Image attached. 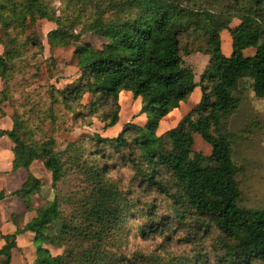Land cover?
Masks as SVG:
<instances>
[{
  "label": "trees",
  "instance_id": "trees-1",
  "mask_svg": "<svg viewBox=\"0 0 264 264\" xmlns=\"http://www.w3.org/2000/svg\"><path fill=\"white\" fill-rule=\"evenodd\" d=\"M60 1L70 5L62 8L60 17L42 0L0 1V25L17 28L27 18L30 22L35 17L46 19L57 27L48 35L50 48L74 47L80 77L62 90L51 87V104L72 113L85 95H91L89 114L97 116L98 110L108 108L98 118L104 128H112L119 118V94L129 92L140 99L139 113L146 116V122L124 125L115 138L95 135L90 141L94 149L88 153L83 145H70L78 151L72 164L82 170L90 191L67 199H48L35 211L24 230L35 233L38 243L62 249V253L52 256L38 247L34 264H163L157 252L131 256L122 252L123 238L129 235V229H122L129 213L148 221L141 237H171L175 226V233L181 231V243L194 256L173 264H205V257L214 264H264V211L238 206L239 171L225 128L238 108L235 93L242 82H249L253 95L264 100V0ZM232 21L239 23L232 28ZM224 31L231 37L228 57L221 49ZM87 33L105 43L93 48L82 40ZM10 43L16 45L13 39ZM4 48L0 104L12 100L8 80L16 60L23 59L18 47L10 49L4 43ZM248 49L254 54L245 56ZM192 54L208 57L198 83L182 59ZM197 87L201 93L198 104L176 128L158 136L160 121L186 102ZM21 118L14 113L11 131H0V137L8 136L14 144V168H28L40 161L51 174L53 188L64 174L62 154L55 151L52 139L33 146L25 142L20 136L25 124ZM195 134L211 147L210 155L193 150ZM110 159L134 171L129 192L121 191L120 176L110 177L116 169ZM40 187V181L29 175L14 194L30 206L28 196ZM133 189L140 192L135 200L129 198ZM151 195L166 198L169 214L157 218L156 208L152 213L140 207L141 198ZM64 204H68V213ZM53 226L55 232L50 231ZM13 239L5 237L7 244L0 250L6 258L3 264L9 260ZM205 242L209 243L206 251ZM201 250L204 255L199 254Z\"/></svg>",
  "mask_w": 264,
  "mask_h": 264
},
{
  "label": "rangeland",
  "instance_id": "rangeland-1",
  "mask_svg": "<svg viewBox=\"0 0 264 264\" xmlns=\"http://www.w3.org/2000/svg\"><path fill=\"white\" fill-rule=\"evenodd\" d=\"M42 1L47 4L49 11L53 12L56 17L61 16L63 7L70 6L68 1L64 5L60 0ZM1 4L3 2H0ZM69 14L70 18L73 17L74 20V16L70 12ZM6 17L8 18L9 15ZM238 23V21H232L230 26L234 28ZM1 24L0 53H4L6 50L4 43H7L10 49L13 46L18 47L23 58L16 60V66L10 73L8 80L9 96L12 99L8 102V107L12 114L21 115L22 121L25 122L20 136L32 146L40 145L50 139L54 140V149L62 154L64 161V174L60 182L53 188L50 183L49 201L63 197L67 199L73 194H83L90 191L88 190L90 186L85 183L82 170L72 164L73 158L78 155V151L76 147H70V145L73 143L83 145V150L88 153L94 149L91 148L90 141L94 140L95 135L103 138H115L122 131L124 125L128 123L145 124L146 116L139 113L140 99L133 98L129 92L119 94V118L112 128H104L103 122L98 118L103 112H108V108L98 110L97 116L89 114L90 107L88 105L93 99L91 95H85L81 105L72 113L66 112L61 105L51 104V95H49L51 87L62 90L80 77L74 47L70 45L50 48L48 35L57 27L46 19L35 17L33 22H30L27 18L24 26H17V28L12 26L5 28L4 24ZM224 35L225 39L221 38V49L225 56H229L231 54V37L227 32ZM12 39L16 45L10 43ZM82 40L95 49L101 48L105 43L104 39L90 33L82 35ZM24 44L26 45L25 48L23 47ZM253 54V49L244 51L245 56ZM182 59L185 66L191 69L194 80L198 83L208 66V57L192 54L183 56ZM200 95V89L197 87L186 102L180 103L177 109L160 121L157 135L160 136L176 128L183 117L198 104ZM235 96L239 100V105L235 113L227 119L225 128L230 134L232 160L239 171L237 175L240 189L238 206L250 211H264V100L257 99L253 95L249 82L246 81L240 84ZM50 110H52V114L49 112ZM193 150L204 156L211 153V147L197 134L193 136ZM67 153H69L68 156ZM109 161L110 164L116 166L110 177L120 176L123 182L121 191L129 192L127 187L131 186L134 171L129 167H120V163H114L112 159ZM44 189L46 187L42 185L41 191ZM132 193L129 194L130 199L135 200L140 197V192L137 189H133ZM167 203L165 197L151 195L142 197L139 205L146 212L150 209L149 212L154 213L153 210L156 208L154 215L161 218L169 214ZM67 205L62 206L65 213L69 212ZM129 216L130 218L126 219L122 229V231L126 228L129 229V235L125 239L123 238V245L120 247L123 253L131 256L134 252L146 255L157 252L162 258L163 264H173L181 258L194 256L191 248L181 243L180 239L183 237L181 231L174 232L177 229L176 226L171 230V237L166 234L161 237L148 235L145 238L140 236V232L143 224L148 222L146 218L142 215L131 217L130 213ZM50 231L55 232V226ZM204 249L205 251L209 249L208 242H205ZM58 253L61 254L62 249ZM199 254L204 255L202 250ZM205 262V264H214L211 258L205 257Z\"/></svg>",
  "mask_w": 264,
  "mask_h": 264
},
{
  "label": "crops",
  "instance_id": "crops-1",
  "mask_svg": "<svg viewBox=\"0 0 264 264\" xmlns=\"http://www.w3.org/2000/svg\"><path fill=\"white\" fill-rule=\"evenodd\" d=\"M225 32L221 34L222 39H225ZM3 89L4 81L0 78V99ZM12 117L13 114L8 107V102L0 104V131H11ZM13 147L14 144L8 136L0 137V250L7 244L5 237L14 236V246L9 252L7 264H34L38 247L47 249L52 256L58 255L60 251V249L47 243L38 244L35 233L24 230L35 218V211L48 200L51 174L38 160L33 161L28 168L19 167L15 169ZM29 175L38 179L41 187L28 196L30 206H27L26 199L14 193L22 188ZM42 185L46 187L44 191H41ZM18 230L22 232L17 233ZM5 261L6 258L0 255V264Z\"/></svg>",
  "mask_w": 264,
  "mask_h": 264
}]
</instances>
